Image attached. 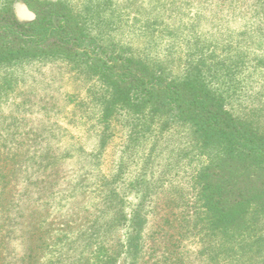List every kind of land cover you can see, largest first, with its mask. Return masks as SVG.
<instances>
[{
  "label": "rangeland",
  "instance_id": "1",
  "mask_svg": "<svg viewBox=\"0 0 264 264\" xmlns=\"http://www.w3.org/2000/svg\"><path fill=\"white\" fill-rule=\"evenodd\" d=\"M68 1L104 48L200 82L264 134V0ZM108 98L60 56L0 70V264H264V230L227 242L198 221L195 177L209 149L189 127L148 117L106 126Z\"/></svg>",
  "mask_w": 264,
  "mask_h": 264
},
{
  "label": "trees",
  "instance_id": "2",
  "mask_svg": "<svg viewBox=\"0 0 264 264\" xmlns=\"http://www.w3.org/2000/svg\"><path fill=\"white\" fill-rule=\"evenodd\" d=\"M18 1L34 14L32 22L19 20L13 7ZM54 56L78 62L107 86L109 98L100 113L104 125L118 117L171 119L189 127L200 146L209 149L195 184L198 221L211 234L229 242L264 230V134L237 122L200 82L123 48H104L68 0H0V70ZM0 179L5 182V175ZM132 218L138 219L136 225L142 221L136 213ZM26 258L31 260L32 252Z\"/></svg>",
  "mask_w": 264,
  "mask_h": 264
}]
</instances>
